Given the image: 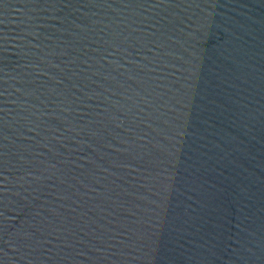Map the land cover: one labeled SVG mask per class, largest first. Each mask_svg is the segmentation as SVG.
Here are the masks:
<instances>
[{"label":"water","instance_id":"1","mask_svg":"<svg viewBox=\"0 0 264 264\" xmlns=\"http://www.w3.org/2000/svg\"><path fill=\"white\" fill-rule=\"evenodd\" d=\"M0 264H264V0H0Z\"/></svg>","mask_w":264,"mask_h":264}]
</instances>
